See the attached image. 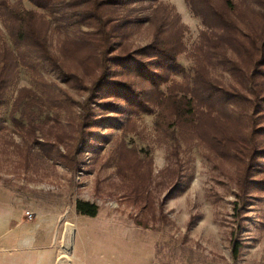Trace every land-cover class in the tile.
I'll use <instances>...</instances> for the list:
<instances>
[{"label":"trees","instance_id":"trees-1","mask_svg":"<svg viewBox=\"0 0 264 264\" xmlns=\"http://www.w3.org/2000/svg\"><path fill=\"white\" fill-rule=\"evenodd\" d=\"M27 1L44 12L25 7L23 0H0L1 24L14 44L11 48L0 28V106L20 65L39 75L48 68L83 93L76 117L67 116L75 136L70 155L60 154L66 162L78 170L79 150L94 136L91 128L101 121L116 125L127 115L115 149L116 172L133 181L132 188L140 187L141 160L124 138L134 130V115L148 112L154 113V128L169 134L174 146L179 137L192 139L235 162L236 212L250 191L264 189V0H185L204 26L189 51L194 65L187 80L173 77L180 70L177 57L186 51L187 26L170 3ZM142 26L150 36L135 43L131 35ZM215 67L228 79L213 76ZM23 101L13 113L20 110L34 122L42 107L31 105L33 99ZM101 112L111 117L101 118ZM74 208L91 217L98 212L94 202L79 198ZM238 249L235 241V256Z\"/></svg>","mask_w":264,"mask_h":264},{"label":"rangeland","instance_id":"rangeland-1","mask_svg":"<svg viewBox=\"0 0 264 264\" xmlns=\"http://www.w3.org/2000/svg\"><path fill=\"white\" fill-rule=\"evenodd\" d=\"M162 1L174 5L187 26L186 51L177 57L180 70L173 75L176 80H187L194 65L189 51L204 26L185 0ZM23 4L44 12L27 0ZM0 28L14 48L1 20ZM149 36L148 27L142 26L131 39L145 43ZM40 72L20 65L0 106V223L23 228V232L36 229L43 237L54 234L56 249L65 248L60 260L68 255L66 245L72 243L76 225L133 222L136 232L154 243L159 261L264 264V189L250 191L236 212L235 162L192 139L179 137V146H174L169 134L154 128V113L140 112L132 118L134 130L124 138L141 160L137 168L143 173L140 187L132 188L133 181L116 172L115 149L127 115L119 116L116 125L101 121L91 128L94 136L89 147L80 148L77 170L60 154L70 155L67 148L75 133L67 116L76 117L84 94L48 68ZM223 73L220 67L211 69L213 76L223 75L227 80L228 74ZM23 99H33L31 105L42 107L41 114L34 113V122L20 110L13 113ZM100 117L111 114L101 112ZM78 198L94 202L97 214H78L74 208ZM235 241L239 242L237 256Z\"/></svg>","mask_w":264,"mask_h":264},{"label":"crops","instance_id":"crops-1","mask_svg":"<svg viewBox=\"0 0 264 264\" xmlns=\"http://www.w3.org/2000/svg\"><path fill=\"white\" fill-rule=\"evenodd\" d=\"M74 236L66 245V259L60 260L65 248L56 249L54 234L43 237L36 229L23 232V228L0 223V264H216L209 260L159 261L154 243L136 232L133 222L76 225Z\"/></svg>","mask_w":264,"mask_h":264}]
</instances>
